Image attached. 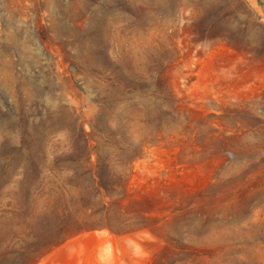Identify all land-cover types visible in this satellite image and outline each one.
<instances>
[{
    "label": "rangeland",
    "instance_id": "rangeland-1",
    "mask_svg": "<svg viewBox=\"0 0 264 264\" xmlns=\"http://www.w3.org/2000/svg\"><path fill=\"white\" fill-rule=\"evenodd\" d=\"M0 264H264V0H0Z\"/></svg>",
    "mask_w": 264,
    "mask_h": 264
}]
</instances>
